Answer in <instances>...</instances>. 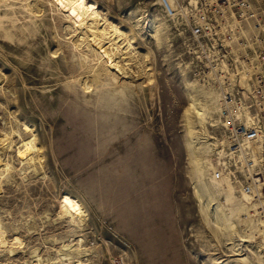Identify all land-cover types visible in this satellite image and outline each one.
<instances>
[{
    "label": "rangeland",
    "instance_id": "374dc122",
    "mask_svg": "<svg viewBox=\"0 0 264 264\" xmlns=\"http://www.w3.org/2000/svg\"><path fill=\"white\" fill-rule=\"evenodd\" d=\"M86 1H53L52 23L39 0L37 7L0 0V264H264V186L260 195L243 196L239 162L220 155L227 145L215 142L252 130L245 110L264 141V0H229L246 31L237 53L220 44L229 32L213 31L226 20L217 1L200 10L179 0L187 10L171 18L158 0H94L122 28L131 26L127 55L135 70L149 66V78L128 85L87 75L88 83L76 85L82 82L72 83L73 73L94 69L86 51L81 59L73 55L66 15ZM195 23L201 34L192 32ZM256 53L262 68L246 85L237 78L238 60ZM221 62L235 73L232 81L218 80ZM189 92L202 116L190 107ZM228 95L234 103L223 110L230 123L224 126ZM262 141L253 156L255 164L263 158L261 183ZM216 170L224 178H215Z\"/></svg>",
    "mask_w": 264,
    "mask_h": 264
},
{
    "label": "bare ground",
    "instance_id": "6f19581e",
    "mask_svg": "<svg viewBox=\"0 0 264 264\" xmlns=\"http://www.w3.org/2000/svg\"><path fill=\"white\" fill-rule=\"evenodd\" d=\"M31 1L33 7L38 6L37 5V3H39L38 0H31ZM39 1L44 4H47L48 6L47 8L50 10L46 12L45 15L46 17H49L52 23H54L56 21L57 16L54 13H51L52 12L51 8H53L52 2L55 0H39ZM187 1L192 5L196 4L197 2V0H187ZM214 1H217L218 6L222 9L224 15H226V20L221 21L218 19L217 20L218 23H216L213 26L215 27L213 31H215V33L218 34H221V32H229V34H231V38L230 39L223 38L222 39L223 41L220 42V44L221 45L225 44L228 47H230L231 53H237L241 50V46H240L241 43L243 46H246V43L239 41L238 38L242 32H246V31L243 30L244 28L238 26L240 20L235 18L234 12L231 9V1L229 0H222V1L214 0ZM180 6L181 8H179V5L178 8L181 11L186 12L187 6H185V4H181V1H180ZM45 15L41 14L36 16L37 18L42 19L45 17ZM66 17L71 19V24H69V28L72 35L74 36L72 37L73 39L71 40L73 46L72 47L73 55L75 54L79 59H81V57H84V54L87 55L89 61L91 62L89 66H92L94 69V71L91 72L89 71L83 72L82 70L76 71L70 77V81H72V83H76V81H78L82 83L76 85H85V83H88L90 78V77L86 78L85 76L87 75L94 78H99V75H101L103 78L105 77L111 80L118 78L119 80L125 81L128 85H133L134 80L140 78L142 79L146 75L147 77L144 81L146 82L148 80L147 79L149 78L148 73L150 71L149 66L147 65L148 68L147 69L145 68L146 69L145 70L142 65L138 64L139 65L138 69L135 70L134 61L136 60H131V57L130 56L128 57L127 55V50L131 49V47L133 46L131 40V38H133V32L131 26L128 25L122 28L120 25H118V22L121 21V19L116 18L114 16L110 17L108 11H104L103 13V11L99 9L98 4L95 3L94 0H89L82 3L80 6L77 7L76 12L70 13V15H66ZM247 38L248 37H246V39ZM61 49L56 48L50 50V55L52 57L57 56L58 51H60ZM83 51L86 52L82 54ZM135 53L136 52H134L133 56L135 55ZM246 59L249 60V62L245 61V59H243L244 61H241L238 60V58H235V60L240 61L242 65V69L239 70L238 73L240 74L239 76L237 75V78L240 77V80L247 85L249 78L255 81L256 79L255 72H260L261 71L260 69L262 67H261V63L256 64L257 62H259L257 53L254 58L246 57ZM101 60L107 61L106 67L100 65ZM220 64L221 65L216 66L215 68L218 67L222 69V71H225V74L224 75L221 74L218 77V80L220 79L223 80V78H229V80L224 82L226 83L228 81L229 82L232 81L234 79L233 77L235 73L230 72L225 63L221 62ZM215 71L216 70H213L214 73ZM94 81L95 83H98V80L94 79ZM76 85H71V87H74ZM227 88H229V85L225 86V89ZM189 93H190V101H191L190 107L194 111L196 110L195 112L198 115L202 116L205 113L204 109L202 108V106L199 105L200 102L197 100V97L194 96L192 92ZM222 99L224 101V104L222 107V112H221L222 120L220 121V123L221 125L227 126L230 123L227 115L223 114V110L225 107L232 105L234 103V100L233 97L229 95L227 97H222ZM261 106H262L261 109L264 110V100H262ZM244 118H245V125L247 126V128L252 126L254 127L253 124H255V121L253 120V116L250 115L247 110H245ZM188 128L190 131L187 134L186 144L191 161L195 164L193 169V173H194L193 176L195 179L196 192L198 196L202 199L205 195L202 190L204 182L202 181L200 176V170H202V167L200 169V160L198 159L199 157L197 156L198 153L196 151L195 140L192 135V126L191 124L189 126V123H188ZM252 130H246L241 132L240 134H238L240 135L239 137L238 135L225 134V136H223V138L220 141L215 139V142H220L224 146L227 145L224 148L217 149L220 155L226 156L228 160L230 159L233 160L234 162H239L237 167L243 172L245 176L244 180L249 184L252 190L251 192H247L243 187L245 183L242 185L243 181L242 180L240 181L239 183L240 192L242 193L243 196L247 198H252L254 193L260 195L261 193L260 190H262L261 187L263 184V180L261 183L260 175L256 174L258 173L259 170L262 172L260 166H262L263 158H261L260 160L261 164L259 163L255 164L256 159L254 158L253 160V156H255L256 145L260 140L261 141L263 140V133L261 132V130H259L256 139L247 138V133L251 132ZM262 144H264V141H262ZM224 175L226 174H222L219 177H216L215 175V178L221 179L224 178L223 177ZM226 178L232 181L229 178L228 174ZM217 213L219 212L217 211Z\"/></svg>",
    "mask_w": 264,
    "mask_h": 264
},
{
    "label": "built area",
    "instance_id": "2783aa9c",
    "mask_svg": "<svg viewBox=\"0 0 264 264\" xmlns=\"http://www.w3.org/2000/svg\"><path fill=\"white\" fill-rule=\"evenodd\" d=\"M209 2H210V0H197L196 4L199 3L200 4V10H203L204 4H205V6H208V5H210ZM179 3H180L179 0H158V5L160 6L161 10L164 12V14H166V16H169L171 18L178 17V16L182 15V12L178 8V5H180ZM187 3H188V1H187ZM188 4H191V3H188ZM213 7H215V6H213ZM201 21L204 23L205 26H207L206 29H209V33H211V31H210L211 27L208 25L209 22L204 20V19H202ZM191 30L195 34H201L203 32V26L200 23H198V24L195 23ZM260 57L264 60V53L261 54ZM252 129L253 130L251 132L247 133V138L256 139L259 130L257 127H253ZM220 174H221L220 171L215 172L216 177H219ZM262 180H263V184H262L261 189H263V186H264V177L263 176H262ZM243 187L247 192L252 191L251 187L249 186L248 183H245V185ZM260 213H261L260 217L263 218L262 221H264V203H262V205L260 207Z\"/></svg>",
    "mask_w": 264,
    "mask_h": 264
}]
</instances>
